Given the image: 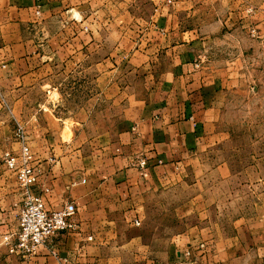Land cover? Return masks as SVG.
<instances>
[{"label": "crops", "instance_id": "crops-1", "mask_svg": "<svg viewBox=\"0 0 264 264\" xmlns=\"http://www.w3.org/2000/svg\"><path fill=\"white\" fill-rule=\"evenodd\" d=\"M121 1L117 18L115 0H0V28L34 20L39 8L40 16L65 10V29L69 22L79 29L63 34L59 49H27L19 56L0 49L1 61L16 58L1 83L11 90V120L22 126L34 164L47 175L46 205L75 208V230L50 242L54 254L40 248L29 264H264V230L245 223L227 230L206 223L148 238L153 203L177 199L184 185L207 179L222 185L233 177L230 161L216 153L228 150V99L242 84L198 61L222 25L213 0H142L137 35L129 0ZM85 4L93 24L101 21V7L115 10L105 25L122 24L118 40L132 45L101 61L99 40L80 32L90 24ZM231 18L223 24L236 25ZM67 104L74 107L55 111ZM14 129L0 126V264H24L7 246L22 202L3 161L4 153L20 152Z\"/></svg>", "mask_w": 264, "mask_h": 264}, {"label": "rangeland", "instance_id": "rangeland-1", "mask_svg": "<svg viewBox=\"0 0 264 264\" xmlns=\"http://www.w3.org/2000/svg\"><path fill=\"white\" fill-rule=\"evenodd\" d=\"M213 2L222 25L220 24L221 27L217 34L215 33L217 39L213 42L211 51L202 53L198 61L201 65L212 64L213 67L225 70L228 75H233L231 79L242 84V87L235 90L236 92L228 99L229 113L227 120L225 118V124L231 138L223 147H227L229 151L216 153L217 158H227L230 161L233 177L222 185L209 179L195 187L184 185L177 190L175 194L177 199L170 201L169 197L165 199L167 201H164L163 205L153 203L146 223L148 238L166 239L173 233L191 231L206 223H212L225 230L235 223H245L264 230V0H213ZM115 3L118 18L122 1L115 0ZM126 3L127 6L131 5L133 15L131 31L137 35L142 27L135 21L142 16L144 5L142 0H129ZM101 10V21L93 24L90 22V6L85 4L82 13L90 18V24L87 25L88 30L80 28V32L86 37H92L93 33L99 40L97 44L102 61L108 54L126 49L132 44L118 40L122 24L113 22L111 26L105 25L108 14H115V10L110 11L106 7H101ZM64 11L57 9L50 15L45 14L44 17L40 16L38 8L34 20L16 27L2 26L0 49L16 50L12 53L16 56L23 55L22 51L27 49H59L63 34H75L79 31L69 21L68 30L65 29L62 22L70 18V15ZM230 14L232 18L229 21L236 24L234 26L223 24ZM73 16H76L74 12ZM16 35H20L19 40L15 39ZM69 45L75 48L74 42H69ZM86 47H90L89 40ZM17 50L20 52L16 53ZM20 57L17 58H24ZM15 59L9 56L5 62L1 61L0 57V126L8 127V130H13L17 122L11 120V90L1 82L3 77L9 74L8 70L11 71V68L5 69V66L16 63ZM54 60L53 63H59V58ZM118 64L121 62L115 66ZM118 72L119 70L116 77ZM55 77L60 78L58 74ZM85 95L83 94V97ZM52 98L58 100L56 94L52 95ZM73 107L74 105L69 104L60 105L55 111ZM103 123L105 122H100ZM153 229H157V233H151Z\"/></svg>", "mask_w": 264, "mask_h": 264}, {"label": "built area", "instance_id": "built-area-1", "mask_svg": "<svg viewBox=\"0 0 264 264\" xmlns=\"http://www.w3.org/2000/svg\"><path fill=\"white\" fill-rule=\"evenodd\" d=\"M167 5L173 0H164ZM38 14V13H37ZM14 137L20 144L19 154L6 152L3 161L16 179L21 193L22 202L17 218V230L8 238V252L17 256L24 264H29L40 248H47L54 254V249L49 247L50 242L57 236L75 230V208L66 204L59 210H51L47 207L45 196L49 188L45 183V172L34 164L32 154L26 144L24 130L20 125L14 129ZM146 166L145 159L138 163L140 169ZM135 226L140 223L135 221ZM90 240V238H88ZM190 251H185L184 257L189 260Z\"/></svg>", "mask_w": 264, "mask_h": 264}]
</instances>
